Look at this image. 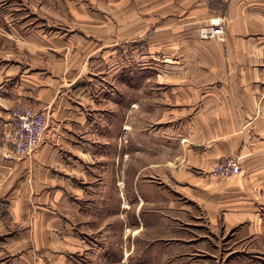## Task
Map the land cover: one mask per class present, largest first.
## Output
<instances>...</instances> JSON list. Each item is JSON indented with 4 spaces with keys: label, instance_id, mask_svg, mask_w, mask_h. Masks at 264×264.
<instances>
[{
    "label": "crops",
    "instance_id": "0c3cea01",
    "mask_svg": "<svg viewBox=\"0 0 264 264\" xmlns=\"http://www.w3.org/2000/svg\"><path fill=\"white\" fill-rule=\"evenodd\" d=\"M62 1L0 25V264H264V0Z\"/></svg>",
    "mask_w": 264,
    "mask_h": 264
},
{
    "label": "built area",
    "instance_id": "2783aa9c",
    "mask_svg": "<svg viewBox=\"0 0 264 264\" xmlns=\"http://www.w3.org/2000/svg\"><path fill=\"white\" fill-rule=\"evenodd\" d=\"M222 20H214L211 24L203 26L199 30L201 39L222 38ZM10 132L8 138L15 156L26 158L34 154L40 144L46 128V114L44 111L26 107L15 110L12 113ZM217 172L226 176H232L240 172L238 161L234 158L223 161Z\"/></svg>",
    "mask_w": 264,
    "mask_h": 264
},
{
    "label": "rangeland",
    "instance_id": "374dc122",
    "mask_svg": "<svg viewBox=\"0 0 264 264\" xmlns=\"http://www.w3.org/2000/svg\"><path fill=\"white\" fill-rule=\"evenodd\" d=\"M89 4L93 5L96 4V0H86ZM101 2H105V3H111L114 0H98ZM63 5V1L62 0H0V25L2 23H4V16H8V22L11 21H25V22H34V20H36V22L40 21V18L43 19L42 16H37L38 12L43 13V9H49V8H53V7H58V6H62ZM45 14V13H44ZM41 19V20H42ZM144 88V83L141 85V88ZM142 88V89H143ZM141 94V99H142V104L144 103L143 98H146L147 96L144 95V90H142L140 92ZM137 129L141 130L142 127H144L145 124V109L144 106H141V108L138 109V114H137ZM139 134V131H138ZM153 193L149 192V195H152ZM155 195V194H154ZM156 197L158 199L161 198V192L157 191L156 192ZM152 208L150 206H148V213L150 212ZM155 209V207L153 208V210ZM148 220H150V218H148ZM158 220V219H157ZM150 223H148V229H150ZM159 224H158V230L156 229L153 232H151V230L148 231V242L150 241V235L151 236H155L154 240L157 241L159 240L157 237V235H159ZM157 259H160V256L157 255ZM156 258V257H155ZM176 259V258H175ZM157 263V262H156ZM154 262V264H156ZM141 264H148L142 262ZM159 264V261L158 263Z\"/></svg>",
    "mask_w": 264,
    "mask_h": 264
}]
</instances>
